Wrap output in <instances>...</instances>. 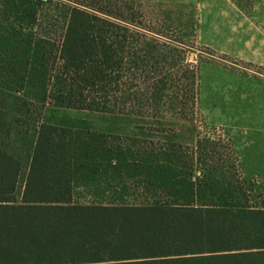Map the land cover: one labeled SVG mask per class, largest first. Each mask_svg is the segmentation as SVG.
Returning <instances> with one entry per match:
<instances>
[{"label": "trees", "instance_id": "obj_1", "mask_svg": "<svg viewBox=\"0 0 264 264\" xmlns=\"http://www.w3.org/2000/svg\"><path fill=\"white\" fill-rule=\"evenodd\" d=\"M40 1L53 11L34 45L44 107L138 117L193 108L198 65L154 36L163 30L134 0ZM233 1L245 10L253 0ZM75 145L66 129L39 124L21 184V160L0 141V264H264V209L228 200V188L218 195L209 172L154 164V196L129 202L135 187L101 184L76 164Z\"/></svg>", "mask_w": 264, "mask_h": 264}, {"label": "rangeland", "instance_id": "obj_2", "mask_svg": "<svg viewBox=\"0 0 264 264\" xmlns=\"http://www.w3.org/2000/svg\"><path fill=\"white\" fill-rule=\"evenodd\" d=\"M134 1L145 23L163 30L154 36L176 42L186 62L198 65V100L182 115L44 107L34 45L53 11L40 0H0V141L21 160L19 182L35 129L45 123L73 136L76 164L98 170L101 184L135 187L125 197L129 202L152 198L154 191L145 187L151 169L172 164L193 177L209 172L218 195L228 188V200L264 209V0L245 10L233 0ZM138 166L145 172H133ZM89 194L74 191L81 201Z\"/></svg>", "mask_w": 264, "mask_h": 264}]
</instances>
